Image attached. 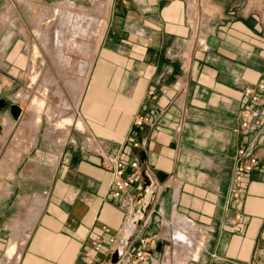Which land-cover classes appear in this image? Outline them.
Here are the masks:
<instances>
[{
    "label": "crops",
    "instance_id": "obj_1",
    "mask_svg": "<svg viewBox=\"0 0 264 264\" xmlns=\"http://www.w3.org/2000/svg\"><path fill=\"white\" fill-rule=\"evenodd\" d=\"M107 5L79 107L85 126L64 143L41 205L37 169L29 176L17 169L0 175V264H86V251L98 255L96 264H106L115 249L111 238H119L130 216L123 203L132 196L136 206L141 192L134 183L114 195L104 160L114 155L124 163V175L138 159L152 179L125 257L147 238L149 256L140 264H264V113L246 110L264 103L245 92L264 74V0ZM137 114L149 121L135 124ZM244 121L256 128H242ZM129 136L141 146L135 148ZM251 142L257 166L245 174L241 199L228 203L237 150ZM20 223L32 227L25 230L19 259L8 261ZM180 229L200 240L196 252L176 236ZM97 234L104 237L99 251L92 248Z\"/></svg>",
    "mask_w": 264,
    "mask_h": 264
},
{
    "label": "rangeland",
    "instance_id": "obj_2",
    "mask_svg": "<svg viewBox=\"0 0 264 264\" xmlns=\"http://www.w3.org/2000/svg\"><path fill=\"white\" fill-rule=\"evenodd\" d=\"M107 14V0H0V78L14 108L0 111V175L37 169L39 205L64 143L78 130L64 119L79 116Z\"/></svg>",
    "mask_w": 264,
    "mask_h": 264
},
{
    "label": "built area",
    "instance_id": "obj_3",
    "mask_svg": "<svg viewBox=\"0 0 264 264\" xmlns=\"http://www.w3.org/2000/svg\"><path fill=\"white\" fill-rule=\"evenodd\" d=\"M200 45L202 48L206 49L207 44L203 39L199 40ZM245 92L250 95L251 99L257 103H264V74L260 77V79L256 83V88L254 87H247ZM250 105L246 106V110L251 112L252 115H258L264 113V108L252 110ZM149 121V118L146 115L137 114L134 118V122L137 125H141ZM242 128H251L255 129L256 125L249 124L247 121L242 122ZM128 140L132 143L135 148L141 146V141L137 140L134 136H129ZM255 144L251 142L248 145L240 146L237 150L236 157H235V166L232 172V180L231 186L229 189V199L230 201L238 202L242 194L246 191V186L244 184L245 174L253 170L258 163L257 155L254 151ZM105 166L111 170L112 173V184L115 187L114 195L119 196L122 191L126 190L131 184H136V188L139 191L144 189L143 183L140 180H143L142 171L140 170V161L135 159L131 165L134 168L132 172L127 175H124L125 172V165L122 160L117 156L114 155L112 157H105ZM149 186H146V191L148 190ZM123 205L128 209L130 212V216L132 215V208L135 206V202L132 196L126 197ZM140 211V209L138 210ZM129 216V218H130ZM144 217V216H143ZM127 219V222L129 220ZM238 220L242 218V215L237 216ZM143 218L138 219L136 226L141 222ZM135 226V228H136ZM134 228V229H135ZM104 231H108L109 228L103 226ZM124 229V228H123ZM122 229V231H123ZM122 231L120 232L119 238H111V242L115 244V250L119 252V259L117 262H112L111 258L106 264H119L120 262H124V264H140L148 259L149 256V240L147 238H140L139 241L142 245L139 249L135 250L133 253L125 257V252H123V248L126 243L131 240L133 232L128 236L126 242L121 245V236ZM104 241V237L102 234H97L92 240V248L95 251H99L102 247ZM113 251V252H114ZM113 254V253H112ZM112 256V255H111ZM84 259L86 260V264H96L99 261V257L96 253H91L89 251L84 252Z\"/></svg>",
    "mask_w": 264,
    "mask_h": 264
},
{
    "label": "bare ground",
    "instance_id": "obj_4",
    "mask_svg": "<svg viewBox=\"0 0 264 264\" xmlns=\"http://www.w3.org/2000/svg\"><path fill=\"white\" fill-rule=\"evenodd\" d=\"M81 17V16H80ZM79 17V19H80ZM88 20V19H87ZM94 20V19H93ZM87 23V22H86ZM38 56V55H37ZM91 59V58H90ZM85 60V59H84ZM91 61V60H90ZM84 62V61H83ZM85 63V62H84ZM91 64V63H90ZM85 65V64H84ZM87 66L88 65V61H87ZM90 69V68H89ZM89 74V73H88ZM84 75V74H83ZM83 80V79H82ZM32 81H33V78L31 79V84H32ZM25 96V94L23 95ZM79 100V99H78ZM78 102V101H77ZM78 113V112H77ZM36 121L39 122L40 119L38 117V115H36ZM64 122L66 124H69V125H73L79 129H83L84 128V124L81 120V118L78 116V115H71V116H67L65 119H64ZM144 202V200H143ZM139 203V202H138ZM140 209V211H138ZM34 211V210H33ZM144 216V210L141 209L140 207L138 209H134L132 208V215L130 216L128 222H126L125 226H124V229L122 231V236H121V245H123L128 236L133 232L136 224H137V221L138 219L140 218H143ZM35 218H37L35 216ZM30 221V220H29ZM129 223V225L127 226V224ZM182 224V229L185 230V227H186V223L185 221H183ZM187 224L189 225L190 223L187 222ZM187 225V226H188ZM29 225H22L20 226L19 224H17L16 226V230H14V237L11 241V243L9 244L8 246V249H7V252H6V258L8 261H17L19 259V256H20V250H21V247L23 245V242H24V237L26 235V229L28 228ZM184 226V227H183ZM191 226V224H190ZM32 227V226H31ZM29 227V228H31ZM127 227V228H126ZM28 228V229H29ZM180 229L176 232V236L182 241L184 242L187 246H189V248L193 251V252H196V250L199 249L200 247V240L199 239H195V241L191 240L190 238V235H188L187 233H184V231ZM29 232V231H28ZM190 234V233H189ZM26 240V239H25ZM182 246V245H181ZM181 259V258H180Z\"/></svg>",
    "mask_w": 264,
    "mask_h": 264
},
{
    "label": "water",
    "instance_id": "obj_5",
    "mask_svg": "<svg viewBox=\"0 0 264 264\" xmlns=\"http://www.w3.org/2000/svg\"><path fill=\"white\" fill-rule=\"evenodd\" d=\"M142 177H143V186H144V189L140 192L139 194V197H138V204L134 207L135 209H138V207L141 206V204H143V198L146 196V193L147 191L145 190L146 189V186H151L152 185V179L150 177V175L145 171L143 170L142 171ZM144 210V213H145V209ZM119 259V252L118 250H115L111 256V261L112 262H117Z\"/></svg>",
    "mask_w": 264,
    "mask_h": 264
},
{
    "label": "flooded vegetation",
    "instance_id": "obj_6",
    "mask_svg": "<svg viewBox=\"0 0 264 264\" xmlns=\"http://www.w3.org/2000/svg\"><path fill=\"white\" fill-rule=\"evenodd\" d=\"M4 108H11L12 110V105L11 103L7 102V100H5V97H1L0 98V111ZM12 111H14V108Z\"/></svg>",
    "mask_w": 264,
    "mask_h": 264
}]
</instances>
